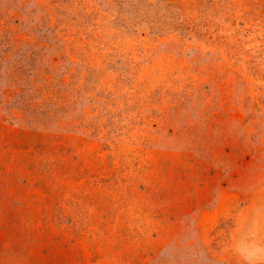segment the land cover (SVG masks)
<instances>
[{
    "label": "rangeland",
    "instance_id": "374dc122",
    "mask_svg": "<svg viewBox=\"0 0 264 264\" xmlns=\"http://www.w3.org/2000/svg\"><path fill=\"white\" fill-rule=\"evenodd\" d=\"M0 264H264V0H0Z\"/></svg>",
    "mask_w": 264,
    "mask_h": 264
}]
</instances>
